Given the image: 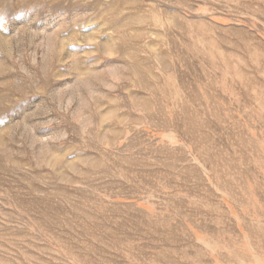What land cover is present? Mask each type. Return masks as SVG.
Segmentation results:
<instances>
[{
	"label": "rangeland",
	"instance_id": "rangeland-1",
	"mask_svg": "<svg viewBox=\"0 0 264 264\" xmlns=\"http://www.w3.org/2000/svg\"><path fill=\"white\" fill-rule=\"evenodd\" d=\"M0 264H264V0H0Z\"/></svg>",
	"mask_w": 264,
	"mask_h": 264
}]
</instances>
